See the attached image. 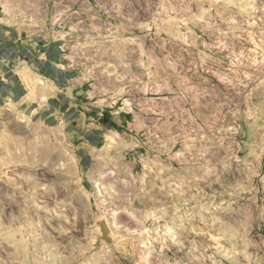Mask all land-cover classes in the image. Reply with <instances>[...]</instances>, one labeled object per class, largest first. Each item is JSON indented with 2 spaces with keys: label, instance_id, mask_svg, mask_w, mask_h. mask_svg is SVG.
<instances>
[{
  "label": "rangeland",
  "instance_id": "1",
  "mask_svg": "<svg viewBox=\"0 0 264 264\" xmlns=\"http://www.w3.org/2000/svg\"><path fill=\"white\" fill-rule=\"evenodd\" d=\"M0 13L57 46L100 134L0 107V264H264V0Z\"/></svg>",
  "mask_w": 264,
  "mask_h": 264
},
{
  "label": "crops",
  "instance_id": "2",
  "mask_svg": "<svg viewBox=\"0 0 264 264\" xmlns=\"http://www.w3.org/2000/svg\"><path fill=\"white\" fill-rule=\"evenodd\" d=\"M60 60L57 46L28 37L0 13V107L10 101L33 118L74 126L86 145L96 144L100 134L78 124L73 69Z\"/></svg>",
  "mask_w": 264,
  "mask_h": 264
},
{
  "label": "bare ground",
  "instance_id": "3",
  "mask_svg": "<svg viewBox=\"0 0 264 264\" xmlns=\"http://www.w3.org/2000/svg\"><path fill=\"white\" fill-rule=\"evenodd\" d=\"M23 74V73H22ZM21 74V75H22ZM24 75V74H23ZM23 78H25L24 76H23ZM31 80V79H30ZM29 82V81H28ZM29 84V83H28ZM13 110V104H12V102H7V104L6 105H4V107H3V109H2V112H3V114L5 115V114H8L9 112H11ZM108 139H110V138H108ZM107 138H106V140H108Z\"/></svg>",
  "mask_w": 264,
  "mask_h": 264
}]
</instances>
